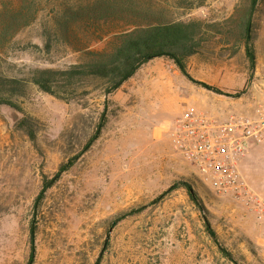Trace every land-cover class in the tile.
<instances>
[{
    "label": "rangeland",
    "instance_id": "obj_1",
    "mask_svg": "<svg viewBox=\"0 0 264 264\" xmlns=\"http://www.w3.org/2000/svg\"><path fill=\"white\" fill-rule=\"evenodd\" d=\"M251 1L0 0V79L25 81L18 93L0 85V94L22 108L36 136L19 129L21 113L0 106V264H28L33 219L34 264H233L185 188L159 199L182 181L238 264H264V136L240 160L238 188L224 192L206 187L172 143L187 105L222 119L264 113V0L252 18V73L240 29ZM177 21L203 23L201 48L185 59L188 77L155 58L109 96L103 80L89 78L71 101L30 82L37 69L100 60L136 26ZM72 158L35 208L44 183Z\"/></svg>",
    "mask_w": 264,
    "mask_h": 264
},
{
    "label": "trees",
    "instance_id": "obj_2",
    "mask_svg": "<svg viewBox=\"0 0 264 264\" xmlns=\"http://www.w3.org/2000/svg\"><path fill=\"white\" fill-rule=\"evenodd\" d=\"M257 2L258 0L251 1L247 17H245L240 24L242 38L244 39L245 55L248 59L249 70L251 73L254 71L256 63L254 48L252 45V18ZM202 25L203 23L199 21H177L149 24L146 26L139 25L122 34L115 45H113L112 51L106 56L101 57L100 60L92 63L74 65L67 70L37 69L30 77V82L43 93L49 94L63 101H71L77 93H79V85H82V83L89 78L103 80L107 87L105 96H109L111 93L119 89L126 81L131 79L145 63L155 58L171 59L181 73L188 77L185 59L199 52V49L201 48L200 29ZM196 84L213 93L224 95V92L214 86H209L201 82H196ZM0 85L6 92L18 93L17 89L21 88L22 90L25 87V81L0 79ZM84 93H86L85 90L80 94ZM0 106L16 110L23 115L22 120L18 123V127L19 129L26 131L30 140L35 142L36 136L34 133V127L30 124L31 119L25 116L22 108L14 103L11 98H5L1 94ZM104 124L105 113L101 118L95 134L86 145V149L89 148L100 136ZM76 159L77 158H72L67 165L65 164L59 169L58 173L51 180L44 183L38 197L36 198L35 208L38 207L47 190L51 188L59 177L74 164ZM180 187L186 189L190 200L202 214L206 232L218 247L222 256L233 264H238L228 249L220 243L217 234L212 229L206 217V211L203 205L200 203L197 195L193 192L188 183L182 181L172 185L159 199H162ZM145 208L146 206H141L135 210L121 214L115 219L112 225L115 226L125 218L142 212ZM35 235L36 226L35 219H33L30 227L31 249L28 264H34L35 262Z\"/></svg>",
    "mask_w": 264,
    "mask_h": 264
},
{
    "label": "built area",
    "instance_id": "obj_3",
    "mask_svg": "<svg viewBox=\"0 0 264 264\" xmlns=\"http://www.w3.org/2000/svg\"><path fill=\"white\" fill-rule=\"evenodd\" d=\"M263 136L264 113L222 119L187 105L173 125L172 143L206 187L224 192L238 188L239 162Z\"/></svg>",
    "mask_w": 264,
    "mask_h": 264
}]
</instances>
